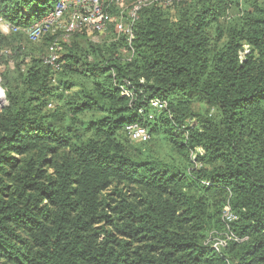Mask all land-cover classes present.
<instances>
[{"label":"trees","instance_id":"16d2710c","mask_svg":"<svg viewBox=\"0 0 264 264\" xmlns=\"http://www.w3.org/2000/svg\"><path fill=\"white\" fill-rule=\"evenodd\" d=\"M57 1L0 0V264H264V0L145 6L53 71Z\"/></svg>","mask_w":264,"mask_h":264},{"label":"built area","instance_id":"2783aa9c","mask_svg":"<svg viewBox=\"0 0 264 264\" xmlns=\"http://www.w3.org/2000/svg\"><path fill=\"white\" fill-rule=\"evenodd\" d=\"M186 0H132L126 4L124 0H58L54 9L40 20L33 23L26 31L30 41L36 42L47 32H55L54 27L60 29L58 37L48 46L47 53L43 57V62L50 66L53 71L60 70L58 62L62 45V39H66L76 32H83L91 40L97 41L98 34L105 32L111 24L116 25L117 35H125L126 41L130 44L133 33L132 28L138 17L141 8L157 4L162 7H171L174 3ZM116 6L119 11L117 15H112L110 8ZM1 32L7 30L16 31L17 27L1 21ZM152 108L161 110L166 106L165 101L153 99L150 101ZM139 114L142 113L140 109ZM151 117V115H150ZM129 138L134 142H144L149 138L147 130L138 123H129L125 126ZM223 219L226 222L233 221L235 216L227 208L223 211ZM226 238L216 239L213 247L219 250L226 245L229 239H235L232 233H227Z\"/></svg>","mask_w":264,"mask_h":264},{"label":"rangeland","instance_id":"374dc122","mask_svg":"<svg viewBox=\"0 0 264 264\" xmlns=\"http://www.w3.org/2000/svg\"><path fill=\"white\" fill-rule=\"evenodd\" d=\"M0 29H1V26H0ZM54 29H55V32H57V31H60V29L59 28H57L56 26L54 27ZM7 31H8V29L7 30H4V32H6V33H4V34H6V35H8L7 34ZM104 33V32H103ZM102 33V34H103ZM71 37L72 36H69L68 38H66V39H62V41L63 42H70V40H71ZM99 39V38H98ZM16 42H14V44H15ZM12 45H13V42H12ZM6 48H9V46L8 47H6ZM1 53V52H0ZM6 58L5 57H2V56H0V72L4 69V67L7 65L6 64V62L4 61ZM9 63V62H8ZM10 64V63H9ZM0 91H1V93H0V106H3V105H6L7 104V101H6V99H5V95H4V90L2 89V87L0 86ZM206 108V107H205Z\"/></svg>","mask_w":264,"mask_h":264},{"label":"bare ground","instance_id":"6f19581e","mask_svg":"<svg viewBox=\"0 0 264 264\" xmlns=\"http://www.w3.org/2000/svg\"><path fill=\"white\" fill-rule=\"evenodd\" d=\"M0 93H1V91H0Z\"/></svg>","mask_w":264,"mask_h":264}]
</instances>
